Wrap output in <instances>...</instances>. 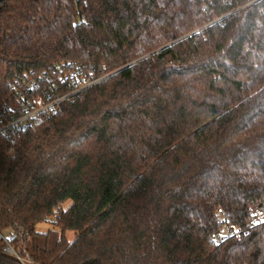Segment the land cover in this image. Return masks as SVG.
<instances>
[{"label":"trees","instance_id":"1","mask_svg":"<svg viewBox=\"0 0 264 264\" xmlns=\"http://www.w3.org/2000/svg\"><path fill=\"white\" fill-rule=\"evenodd\" d=\"M253 210L264 0H0V264H264Z\"/></svg>","mask_w":264,"mask_h":264},{"label":"built area","instance_id":"2","mask_svg":"<svg viewBox=\"0 0 264 264\" xmlns=\"http://www.w3.org/2000/svg\"><path fill=\"white\" fill-rule=\"evenodd\" d=\"M90 84H86L84 87L89 86ZM52 107V105H48L46 107H39L34 109L33 111H29L27 108L22 110V114L19 118H10V121L4 128H16L22 129L27 126L32 118H34L39 112ZM249 226H264V212L253 210L249 213ZM216 223L218 225V231L213 235L212 239L215 243H221L222 241L230 238H238L242 234V230L230 224L227 221V217L225 214L218 210L216 212ZM7 237L5 235L0 234V239L5 243L2 250L4 253L12 255L13 250L7 245Z\"/></svg>","mask_w":264,"mask_h":264},{"label":"rangeland","instance_id":"3","mask_svg":"<svg viewBox=\"0 0 264 264\" xmlns=\"http://www.w3.org/2000/svg\"><path fill=\"white\" fill-rule=\"evenodd\" d=\"M49 228H50V226L47 225V224H40V225L36 226V230L39 231V232H46ZM67 238H68V240H72L73 234L72 233H68L67 234Z\"/></svg>","mask_w":264,"mask_h":264}]
</instances>
